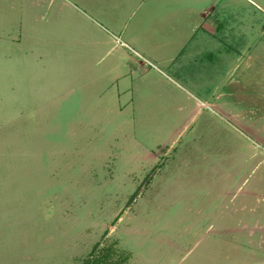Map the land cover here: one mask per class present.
I'll use <instances>...</instances> for the list:
<instances>
[{
	"label": "rangeland",
	"instance_id": "374dc122",
	"mask_svg": "<svg viewBox=\"0 0 264 264\" xmlns=\"http://www.w3.org/2000/svg\"><path fill=\"white\" fill-rule=\"evenodd\" d=\"M255 6L0 0V264H264Z\"/></svg>",
	"mask_w": 264,
	"mask_h": 264
},
{
	"label": "crops",
	"instance_id": "0c3cea01",
	"mask_svg": "<svg viewBox=\"0 0 264 264\" xmlns=\"http://www.w3.org/2000/svg\"><path fill=\"white\" fill-rule=\"evenodd\" d=\"M249 2L252 4V5H257V7H258V9H259V11H261V13L264 15V4L263 3H258V2H256V1H254V0H249ZM256 7V6H255ZM219 14V12H217V10H216V6H214L211 10H208V12H207V16H211L212 15V17H215L216 18V16ZM215 23V24H214ZM213 23V25H211V24H208V29L207 30H210V34H215V33H217L218 32V30L221 28V26L219 25V22L218 23H216V22H214ZM258 24L260 25V28H262L263 27V29H264V20L263 21H260V22H258ZM262 38H264V30L262 31ZM121 44L122 45H126V46H128L127 45V43L126 42H124V41H121ZM251 47V45H249V47H246L245 46V48L244 49H247L248 48V51H250L251 49H249ZM262 47H263V49L261 48L260 50H258L257 52H255V53H252V54H254V55H252L251 53H249V55H248V58H246L245 59V61L244 62H240V58L238 57V61L234 64V66L232 67V70L234 71V70H237V69H240V67H241V69L245 72V73H243V75H240L239 76V78H247V79H249V78H251L252 77V75H248V74H250L251 73V71H253V70H257V72L259 71V72H264V43H262ZM233 48H235V47H233ZM230 52H233V54H234V51H231V50H229V53ZM213 53V52H212ZM219 53V52H218ZM217 53V54H218ZM138 55L140 56V58H142V59H144V60H147L146 59V57H145V55H143L142 53H138ZM219 55V54H218ZM233 58H235V55L233 56ZM148 61V60H147ZM149 62H151V61H148V63ZM232 71V72H233ZM249 71V72H248ZM251 80V79H250ZM262 100H264L263 98H261ZM202 104H203V102H202ZM214 104V106L213 107H216V108H218V109H224V104H222L221 103V101H219V102H214L213 103ZM228 109L230 110V111H228ZM228 109L226 110V108H225V110H223V111H226V113L228 114V115H230L228 112H231V115H234V118H238V117H240L241 118V120H242V122L245 124V126L244 127H246L250 132H251V129H253L254 130V127H255V125H256V122H253L252 123V121L251 122H248V121H246V119H244V117L242 116V115H240V113H237V111H236V109L237 108H234L233 107V105H230L229 107H228ZM253 108H251V110H252ZM264 109H262L261 111H263ZM239 115H237V114ZM230 115V116H231ZM262 115H264V113L262 114ZM261 127H262V129L261 130H259L260 132L259 133H264V125H261Z\"/></svg>",
	"mask_w": 264,
	"mask_h": 264
},
{
	"label": "trees",
	"instance_id": "16d2710c",
	"mask_svg": "<svg viewBox=\"0 0 264 264\" xmlns=\"http://www.w3.org/2000/svg\"><path fill=\"white\" fill-rule=\"evenodd\" d=\"M129 254L120 250L115 242L106 246H95L83 264H127Z\"/></svg>",
	"mask_w": 264,
	"mask_h": 264
}]
</instances>
